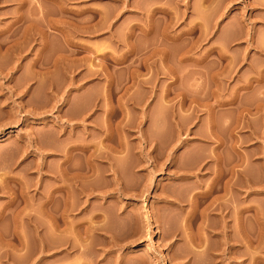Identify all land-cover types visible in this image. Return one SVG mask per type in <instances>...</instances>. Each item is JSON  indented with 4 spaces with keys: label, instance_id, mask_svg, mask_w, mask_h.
I'll use <instances>...</instances> for the list:
<instances>
[{
    "label": "rangeland",
    "instance_id": "374dc122",
    "mask_svg": "<svg viewBox=\"0 0 264 264\" xmlns=\"http://www.w3.org/2000/svg\"><path fill=\"white\" fill-rule=\"evenodd\" d=\"M0 44V264H264V0H0Z\"/></svg>",
    "mask_w": 264,
    "mask_h": 264
},
{
    "label": "bare ground",
    "instance_id": "6f19581e",
    "mask_svg": "<svg viewBox=\"0 0 264 264\" xmlns=\"http://www.w3.org/2000/svg\"><path fill=\"white\" fill-rule=\"evenodd\" d=\"M1 44H2V42H1ZM1 44H0V45H1ZM3 46H4V45H3ZM1 48H3V47L1 46ZM7 136H8V135H7ZM7 136H5V137H0V138H1L0 140H4ZM227 185H228V184H227ZM210 186H211V185H210ZM60 187H61V186H60ZM226 188H227V187H226ZM205 189H206V188H205ZM208 189H209V188H208ZM211 190H212V189H211ZM202 192H204V190H203ZM205 192H206V191H205ZM201 194H202V193H201ZM203 194H204V193H203ZM223 194H224V193H223ZM223 194H222V195H223ZM210 195H211V194H210ZM224 195H226V194H224ZM224 195H223V196H224ZM205 196H206V195H205ZM226 199H227V197H226ZM226 199H225V200H226ZM228 199H229V198H228ZM210 200H211V199H210ZM229 201H230V200H229ZM223 202H224V201H223ZM225 202H226V201H225ZM217 203H220V202H217ZM226 203H227V202H226ZM206 204H207V203H206ZM206 204H205V205H206ZM209 204H210V203H209ZM43 205H44V204H43ZM219 205H220V204H218V206H219ZM223 205H224V203H223ZM233 206H234V205H233ZM216 207H217V205H216ZM220 207H221V206H220ZM220 207H219V209L222 208V207H221V208H220ZM225 207H226V206H224V208H223L224 210H225ZM203 208H204V207H203ZM213 208H214V207H213ZM227 208H228V206H227ZM235 208H236V207H235ZM237 208H238V207H237ZM239 208H240V207H239ZM242 208H243V207H242ZM242 208H241V209H242ZM246 208H247V207H246ZM204 209H205V208H204ZM206 209H207V207H206ZM216 209H217V208H216ZM210 210H211V209H210ZM232 210H233V209H232ZM235 210H236V209H235ZM202 211H203V210H202ZM206 211H207V210H206ZM221 211H222V210H219V213L222 215V212H221ZM227 211H228V210H227ZM224 212H226V211H224ZM228 212H229V211H228ZM228 212H227V214L230 213V212H229V213H228ZM201 213H203V212H201ZM237 213H238V212H237ZM239 213H241V212H239ZM207 215H208V214H207ZM225 215H226V213H225ZM225 215H222V218H223V219L225 218V217H224ZM201 216H202V215H201ZM201 216H200V218H201ZM204 216H205V215H204ZM208 216H209V215H208ZM202 217H203V216H202ZM218 217H219V216H218ZM203 219H204V218H203ZM220 220H221V219H220ZM227 221H228V220H227ZM52 222H53V221H52ZM201 222H204V221L202 220ZM207 222H208V220H207ZM207 222H206V223H207ZM219 223H220V222H219ZM201 224H203V223H201ZM221 224H222V223H220V225H221ZM227 224H228V223H227ZM199 225H200V224H199ZM204 225H205V224H204ZM228 226H229V225H228ZM228 226H227V227H228ZM230 226H231V225H230ZM53 227H54V225H53ZM208 227H209V226H208ZM210 227H211V226H210ZM50 228H51V227H50ZM211 228H213V227H211ZM224 228L226 229V226L223 224V227H222V233H223V236H224V235L227 236L228 234H226V230H224ZM229 228H230V227H229ZM231 228H232V227H231ZM235 228H236V227H235ZM53 229H54V228H53ZM201 229H202V227H201ZM208 229H209V228H208ZM217 229H218V228H217ZM205 230H206V228H205ZM205 230H204V232H205ZM214 230H215V229H214ZM232 230H235V229L233 228ZM202 231H203V230H202ZM216 231H217V230H216ZM219 231H221V230H219ZM228 231H229V230H228ZM230 231H231V230H230ZM15 233H16V232H15ZM15 233H14V234H15ZM16 234H17V233H16ZM211 234H212V233H211ZM230 234H231V233H230ZM19 235H20V234H19ZM199 235H200V233H199ZM221 235H222V234H221ZM12 236H13V235H12ZM17 236H18V235H17ZM203 236H204V235H203ZM223 236H222V237H223ZM234 236H235V235H234ZM201 237H202V235H201ZM228 237H230V236L228 235ZM197 238H198V237H197ZM199 238H200V237H199ZM202 239H205V236H204ZM202 239H201L202 242H201V241H200V242H201L202 244L206 243L205 240L203 241ZM221 239H222V238H221ZM229 239H232V238H227V237H226L225 240H223V239H222V240L228 243V242H229ZM236 239H237V238H236ZM50 240H51V239H50ZM207 240L209 241V238H206V241H207ZM237 240H238V239H237ZM20 241H21V240H20ZM51 241H52V240H51ZM208 241H207V242H208ZM233 241H234V240H233ZM8 242H9V241H8ZM250 242H251V240H250ZM4 243H5V242H4ZM10 243H11V242H10ZM10 243H9V244H10ZM21 243H22V241H21ZM21 243L19 242V243L17 244L19 247H17L16 245H15L16 247H14L13 244H12V248L20 249L21 246H23V245L20 246ZM221 243L223 244V242H221ZM6 244H7V243H6ZM202 244H200V245H202ZM208 244H209V242H208ZM230 245H231V244H230ZM250 245H251V244H250ZM203 246H205V245H203ZM200 247H201V246H200ZM229 247H231V246H229ZM198 248H199V247H198ZM207 248H209V246H208ZM16 249H15V251H16ZM21 249H22V248H21ZM39 250H40V249H39ZM201 250H202V248H201ZM203 250H204V247H203ZM222 250H224V249L222 248ZM202 252H203V251H202ZM204 252H206V251H204ZM207 252H208V251H207ZM232 253H233V251H232ZM233 254H234V253H233ZM200 255H202V254H200ZM205 255H206V254H205ZM228 255H229V252H228ZM202 256H203V255H202ZM206 256H207V255H206ZM209 256H210V255H209ZM204 257H205V256H204ZM227 257H228V256H227ZM204 259H206V258H204ZM207 259H208V258H207ZM202 260H203V259H202ZM211 260H212V259H211ZM212 262H213V261H212ZM198 263L200 264V262H198ZM235 263H238V261H236ZM203 264H205V263H203ZM211 264H212V263H211Z\"/></svg>",
    "mask_w": 264,
    "mask_h": 264
}]
</instances>
